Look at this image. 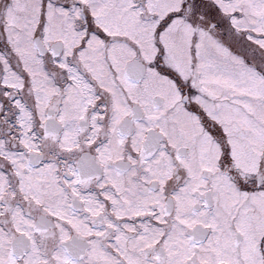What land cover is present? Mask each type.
<instances>
[{"label":"snow or ice","instance_id":"snow-or-ice-1","mask_svg":"<svg viewBox=\"0 0 264 264\" xmlns=\"http://www.w3.org/2000/svg\"><path fill=\"white\" fill-rule=\"evenodd\" d=\"M0 264H264V0H0Z\"/></svg>","mask_w":264,"mask_h":264}]
</instances>
